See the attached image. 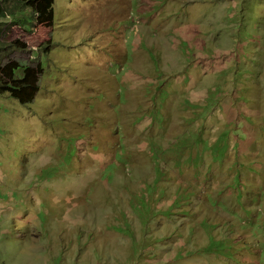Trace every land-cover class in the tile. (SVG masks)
Wrapping results in <instances>:
<instances>
[{"label": "rangeland", "instance_id": "rangeland-1", "mask_svg": "<svg viewBox=\"0 0 264 264\" xmlns=\"http://www.w3.org/2000/svg\"><path fill=\"white\" fill-rule=\"evenodd\" d=\"M14 1L0 264H264V0Z\"/></svg>", "mask_w": 264, "mask_h": 264}, {"label": "trees", "instance_id": "trees-1", "mask_svg": "<svg viewBox=\"0 0 264 264\" xmlns=\"http://www.w3.org/2000/svg\"><path fill=\"white\" fill-rule=\"evenodd\" d=\"M4 3H6V0H4ZM54 4L55 0H15L12 9L17 14L18 12L23 14L25 12L24 8L33 12V17L23 14V22L18 20V23L23 24L25 27L26 25H31L35 19L41 23L52 22L54 18ZM9 13L10 11H8ZM6 17V12L0 9V19L5 20ZM1 32L0 29V39L2 36ZM40 76L39 72L29 67L18 65L15 62L0 65V95H7L23 105L30 104L39 93Z\"/></svg>", "mask_w": 264, "mask_h": 264}]
</instances>
